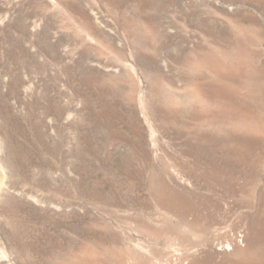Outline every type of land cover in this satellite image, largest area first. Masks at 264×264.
I'll list each match as a JSON object with an SVG mask.
<instances>
[{
  "label": "rangeland",
  "instance_id": "1",
  "mask_svg": "<svg viewBox=\"0 0 264 264\" xmlns=\"http://www.w3.org/2000/svg\"><path fill=\"white\" fill-rule=\"evenodd\" d=\"M0 264H264V0H0Z\"/></svg>",
  "mask_w": 264,
  "mask_h": 264
}]
</instances>
